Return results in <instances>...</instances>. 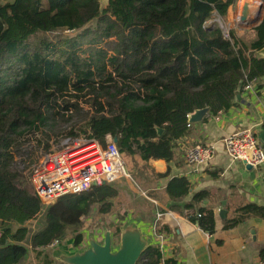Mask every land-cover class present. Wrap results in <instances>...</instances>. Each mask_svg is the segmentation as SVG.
Listing matches in <instances>:
<instances>
[{
  "label": "trees",
  "instance_id": "1",
  "mask_svg": "<svg viewBox=\"0 0 264 264\" xmlns=\"http://www.w3.org/2000/svg\"><path fill=\"white\" fill-rule=\"evenodd\" d=\"M236 1L108 0L103 7L99 0H0V264H17L26 245L36 264H54L44 249L70 228L78 247L83 219L109 214L122 193L119 181L105 182L42 204L29 175L13 169L30 135L40 132L32 137L47 151L49 134L42 128L63 124L62 136H117L122 156L145 166L149 159L169 163L175 140L189 130L190 113L208 107L217 115L233 105L238 87L264 77V57L255 55L264 47V9L240 37L234 30L224 36L216 23L205 26L214 14L226 17ZM93 20L94 30L86 28ZM57 29L94 37L86 48L76 39L33 38ZM102 40H109L108 49L90 48ZM157 176H169V166ZM189 189L186 177L173 176L164 192L174 202ZM202 197L196 192L183 207L210 234L214 214L197 205ZM241 210L264 217V207L255 204ZM40 215L42 227L29 233L26 223ZM10 223L18 227L12 231ZM160 259V250L149 245L136 264Z\"/></svg>",
  "mask_w": 264,
  "mask_h": 264
},
{
  "label": "crops",
  "instance_id": "2",
  "mask_svg": "<svg viewBox=\"0 0 264 264\" xmlns=\"http://www.w3.org/2000/svg\"><path fill=\"white\" fill-rule=\"evenodd\" d=\"M253 1L254 5L260 3ZM240 4L241 0H237L235 5L229 6L228 17L235 11L238 19ZM105 5L106 2L103 7ZM263 9L264 4L255 25L244 27L239 24L240 30L235 32L238 37L260 22ZM252 14L255 15V9ZM255 55L264 57V47ZM246 129L257 138L264 139V77L238 87L229 108L217 115L207 113L200 121L191 122L187 133L175 140L173 158L169 163L162 159H149L147 162L149 171L157 178L151 195L141 197L149 205L137 204L136 210L126 207L124 212L126 216L134 212L135 219L128 223L139 227L149 245L160 247V264L167 259H173L177 264H261L264 257V217L244 212L241 207L247 204L264 207V162L248 169L242 161L226 155L222 142L224 136ZM196 143L214 147L211 161L186 163L185 152ZM167 166L169 176L158 177ZM173 176H184L190 183L188 194L174 202L164 192L166 183ZM199 191L203 192V197L197 205L214 214V229L210 234L190 221L191 209L183 207ZM157 213H162L159 219ZM79 231L84 239V232ZM29 251L28 246L27 258L17 264L37 263L33 252ZM59 251L61 249H57L55 244L44 249L53 261Z\"/></svg>",
  "mask_w": 264,
  "mask_h": 264
},
{
  "label": "built area",
  "instance_id": "3",
  "mask_svg": "<svg viewBox=\"0 0 264 264\" xmlns=\"http://www.w3.org/2000/svg\"><path fill=\"white\" fill-rule=\"evenodd\" d=\"M222 142L226 155L231 159L251 166L264 162V144L249 129L230 133L223 137ZM49 143L50 149L41 153L29 174V181L42 204L53 203L65 195L78 194L93 185L130 178L113 137L101 140L64 135L55 144L54 141ZM213 156L212 145L196 143L186 150L185 161L188 164H205ZM161 216L162 213H157V219ZM1 234L0 228V237ZM56 243L57 240H54L49 245ZM157 248L160 250V247ZM261 264H264V257Z\"/></svg>",
  "mask_w": 264,
  "mask_h": 264
},
{
  "label": "rangeland",
  "instance_id": "4",
  "mask_svg": "<svg viewBox=\"0 0 264 264\" xmlns=\"http://www.w3.org/2000/svg\"><path fill=\"white\" fill-rule=\"evenodd\" d=\"M260 2V0H257ZM237 2V1H236ZM235 5V4H234ZM229 12L226 14V17L221 18L220 16H213L210 20L205 22V26L212 25L213 23L218 24L224 34H227L229 30H234L235 32L239 31V23L238 19L235 17V11L230 14ZM96 24L95 20L91 21L86 28L94 30ZM94 37L93 34L85 33L82 29L73 30V31H65L63 29L52 30L48 32H38L34 35V39H45L52 42H61L67 39H76L78 41L83 42L82 45L84 48L88 46V41ZM108 41L102 40L100 42L92 43L90 48L94 47H104L108 49ZM110 53V51H109ZM67 125H54L51 127H43L42 130L48 132L49 141H54V144L58 139L62 136V132L67 129ZM41 136L40 132L35 133L34 135L29 136V140L26 141L17 151L16 159L13 165V169L21 172L25 176L28 177L30 170L33 165L38 161L40 155L43 151H45L41 146H37L35 139L33 137ZM42 137V136H41ZM124 165L127 171L130 174V178H121L119 184L122 188V193L117 196L114 201L113 209L109 214H90L87 218L83 219L82 226L80 230H82L85 234V238L82 239V242L78 247H74L73 240L74 235L76 234L71 228L66 230V233L57 240L55 247L57 249H61V251L65 254H71L76 251H80L89 246V239L94 237L95 239L101 241V235L103 234L105 228L111 231L113 237V245L116 247L119 242V233L116 232V228L118 227L120 230L121 226L128 224L129 221H132L134 218V212L130 213V216H126L124 212L126 207L131 209L135 208L137 204H145L149 205V202L144 200L141 197H147L151 195L153 187L156 186L155 183V175L149 171V167L145 166L141 161L135 159L133 157L122 156ZM135 219V218H134ZM43 225L42 216H37L35 219H32L26 223V226L29 229V233H33L38 230ZM9 227L12 231H14L18 225L15 223H10ZM8 242H11V239H8ZM26 245V244H25ZM72 245V246H71ZM71 246V247H70ZM28 247V245H26ZM31 251V250H30ZM29 251V253H31ZM28 253V252H27ZM27 255L22 259H26ZM54 264H66L63 261L54 260Z\"/></svg>",
  "mask_w": 264,
  "mask_h": 264
},
{
  "label": "water",
  "instance_id": "5",
  "mask_svg": "<svg viewBox=\"0 0 264 264\" xmlns=\"http://www.w3.org/2000/svg\"><path fill=\"white\" fill-rule=\"evenodd\" d=\"M99 1L101 6H103L105 2L106 4L108 2V0ZM261 7H263L262 1H260V8ZM260 8L257 6L256 10ZM253 9L254 6L248 1L244 2L241 9L240 20L245 21L248 16L253 13ZM207 113L208 107L197 109L189 114V122L200 121ZM117 140V136H113V141L117 142ZM259 140L264 141V139ZM244 164L248 169L252 167L245 162ZM101 236V241L94 237L90 238L89 246L80 251L71 254H65L59 251L56 257L66 264H136L141 253L149 246L148 240L135 223H128L120 227L119 243L116 247L113 245V235L111 231L105 228Z\"/></svg>",
  "mask_w": 264,
  "mask_h": 264
},
{
  "label": "bare ground",
  "instance_id": "6",
  "mask_svg": "<svg viewBox=\"0 0 264 264\" xmlns=\"http://www.w3.org/2000/svg\"><path fill=\"white\" fill-rule=\"evenodd\" d=\"M246 1H248L251 5L254 6L255 15L253 16V14H252V15H250V17L246 21H241L240 20L241 9H242V6H243L244 2H246ZM257 6H259V8H260V3L258 5H254V1L253 0H241V4H240V8H239V15H238V23L241 26L251 27V26L255 25V23H257L258 19L260 18L261 9H262V7H261L259 10H256Z\"/></svg>",
  "mask_w": 264,
  "mask_h": 264
}]
</instances>
